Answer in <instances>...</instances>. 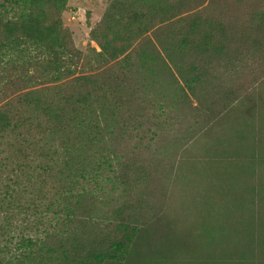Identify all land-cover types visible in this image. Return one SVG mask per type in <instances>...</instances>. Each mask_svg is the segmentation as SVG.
I'll return each instance as SVG.
<instances>
[{"label": "trees", "instance_id": "obj_1", "mask_svg": "<svg viewBox=\"0 0 264 264\" xmlns=\"http://www.w3.org/2000/svg\"><path fill=\"white\" fill-rule=\"evenodd\" d=\"M263 1L111 0L85 74L69 0H0V264H264Z\"/></svg>", "mask_w": 264, "mask_h": 264}, {"label": "rangeland", "instance_id": "obj_2", "mask_svg": "<svg viewBox=\"0 0 264 264\" xmlns=\"http://www.w3.org/2000/svg\"><path fill=\"white\" fill-rule=\"evenodd\" d=\"M110 3L111 0H69L68 2V7L64 12L62 19L64 26L69 28L72 33H74V42L76 46L78 49L83 51V55H85L79 66V69H81L80 73L90 74L98 71L97 66H99L100 63L97 56L100 51V47L96 41L92 40L90 33L92 27L103 20ZM221 126L222 124H217L214 129L215 132L222 131ZM226 126L227 122L224 124L223 128H226ZM166 138L169 141V132L166 134ZM28 151L32 152L31 149ZM140 154L144 156V161L147 162L150 167H152L153 164H159L168 172L165 174L166 176L164 175L166 183L164 182V190L160 194L162 197L160 195L157 196L159 200L161 198L163 200V205H161L162 203L160 201L159 205L164 208V211H166V209L169 210V204H175V202L181 198V194L182 196L184 195L185 204L187 206H191L189 208H193L196 205L194 201H199L201 193L204 191L202 183H197V180L192 179L191 177L186 178L183 182L179 183L178 187L173 184L169 187V150L165 153V155L167 154L166 159L165 157L161 158V162H155L157 155H154L153 149L149 151L146 150L145 153L141 151ZM37 183L36 187L35 185H29L31 188L30 191L23 193L25 195H22V197L25 199H33L42 206L45 201H49L53 198V193L56 191L55 187L57 184L51 176H45V181L43 178H40ZM10 184L13 185L11 182ZM183 185L186 190H184ZM14 186L17 187V185ZM155 190L159 191L158 188ZM32 218H34V216H32ZM21 227L24 226L22 225Z\"/></svg>", "mask_w": 264, "mask_h": 264}]
</instances>
